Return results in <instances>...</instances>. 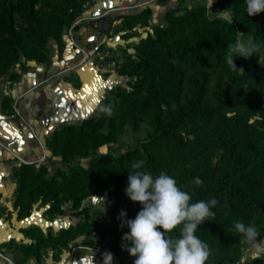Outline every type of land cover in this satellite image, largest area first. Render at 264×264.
I'll return each mask as SVG.
<instances>
[{"label": "trees", "instance_id": "trees-1", "mask_svg": "<svg viewBox=\"0 0 264 264\" xmlns=\"http://www.w3.org/2000/svg\"><path fill=\"white\" fill-rule=\"evenodd\" d=\"M88 1L0 0V64L1 60L9 63L16 62L21 55H25L26 61L48 62V41L54 38L61 48L63 29L79 18ZM220 7L231 13L229 19L220 16L210 18L205 6L188 7L184 0H178L176 7L165 12V25L156 26L153 35L142 38L136 47V57L128 56L123 62L120 72L128 74V67L134 65L146 74V90L141 94V92H128L117 86L112 91L116 93V96L99 103V105L111 104L113 106L116 104L118 106L122 104L117 100L121 90L130 93L132 112L130 123L134 126H138L141 122L147 124L149 127L148 140L145 143L169 142L172 144L169 149L171 157L184 162L196 156L191 146L198 143L192 132L180 131L185 122L193 116L214 117L219 122L220 128L216 133L214 143L218 144L226 154L222 165L214 176L213 174L204 176L201 168L195 166L183 186V189L191 195L190 203L200 200L208 201L213 198L218 200V204L211 209L215 212V217L210 221H204L195 233L208 244L210 250L219 236V242L224 247L238 249L241 244L240 235L234 230L229 232V229L234 227L232 223L220 229L221 213L217 210L218 205L224 203L223 206L233 216L238 217L237 221L253 226L262 192L260 177L253 172L250 166L264 159V146L251 132H240V125L246 122L245 116L225 113L221 100H218L214 106L203 103L208 82L206 72H201L190 81V96L187 99L181 98L184 71L176 63L194 66L211 59L215 64H221L226 59L227 46L235 43L238 38L242 37L247 41L249 37H254L256 43L259 37H264V11L248 16L245 10V0H220ZM144 13L149 14V10L145 9L138 14L122 17L128 23L129 20H139ZM196 25L204 28L201 29ZM191 26L196 28H188ZM240 33L244 35L241 36ZM242 59L244 71L238 79L243 82L249 81V91L255 92L258 90L259 82L264 80V65L259 66L256 57L250 60ZM25 70L26 68H23L10 80L17 79ZM10 100L9 96L5 97L2 110L8 107V112L12 113L14 111ZM100 114L97 108L94 115L83 119L79 125L63 126L55 130L47 140L52 154L61 156L63 162L70 161L77 156L98 155L97 159L92 160L91 167L68 166L65 169L66 172L58 169L53 179L49 180L43 174V171L47 170L46 167L42 166L38 169L33 163L20 166L16 171L18 177L16 204L20 206V214H28L37 200L49 203L50 193H53V197L58 200L55 194L57 185L62 193L67 189V185L73 190L75 185L80 186L82 179L88 180L90 184L96 183V190L88 193L106 190L112 199L117 187L121 184V178L116 175L106 177L109 170L108 163L123 168V160L129 161L132 156H136L137 161L145 162L142 171L150 173L156 171L159 162L148 148H134L117 156L97 154V148L102 143L110 141L107 134L104 135V140H99L94 131L90 129ZM128 123L123 120L122 129H126ZM60 175H63L64 181L57 182L56 179ZM103 177L105 179L99 182L94 180ZM197 178L203 183L196 184ZM51 185H56L54 191L49 190ZM224 196L228 199L225 202ZM54 210L62 212L59 201L49 204L48 213L53 214ZM94 214L99 219V216ZM80 226V223L72 225L60 230L54 236L56 242L55 246L52 245L54 258L59 256L62 247L70 245L71 239L67 240L66 234L70 232L74 235L75 228ZM181 227L182 225L177 226L166 235L178 237ZM32 231L36 242L31 249L36 251L40 257L49 246V235L51 234L44 235L38 228H33ZM73 245L75 247L79 244ZM23 250L29 251L30 248L26 247ZM251 264H264V260L257 259Z\"/></svg>", "mask_w": 264, "mask_h": 264}, {"label": "rangeland", "instance_id": "rangeland-1", "mask_svg": "<svg viewBox=\"0 0 264 264\" xmlns=\"http://www.w3.org/2000/svg\"><path fill=\"white\" fill-rule=\"evenodd\" d=\"M184 1L188 7H193L195 5L205 6L207 14L210 17L220 16L219 12L224 11L220 7V0L212 1L210 9L208 7L209 0ZM176 5L174 7H176ZM145 9L149 10V14L144 13L143 16H141L137 21L129 20L130 22L128 21L127 23V21H125L122 17L125 15L138 14ZM228 13L230 14L229 17L223 18L229 19L231 13L229 11ZM103 16L109 19L110 25L107 32L103 35H99L95 32L98 40V45L96 46L95 52L92 56L94 58L95 65H97L99 68H102L103 74L108 75L112 72H115V79L113 80V85L108 89L107 94L102 98L101 101L116 96V93L112 91L117 86L124 88L128 92H141L142 94V92H144L147 87L146 74L142 73L134 65L128 67V74L122 73L120 71L123 62L127 60L128 56L131 58L136 57V47L139 41L142 38L147 37L148 35H153V31L156 26L165 25L164 15L162 18V23L155 26H150L151 9L149 7H145L136 13H125L116 16L104 13L101 16L94 17L90 20L89 23L93 29L94 27L92 20ZM71 26L72 23L64 29L68 31V34L70 36H73V33L70 34L69 32L72 28ZM196 26L200 27L201 29L204 28L201 25ZM188 28L192 29L196 27L191 26ZM117 33H120L119 35L123 40H120V42L116 45H110L108 43L109 38L116 36ZM51 39L54 38H50V40ZM239 39L243 38L240 37ZM256 44L259 46V52L254 53L247 59L250 60L251 58L256 57L257 64L259 66H263L264 37H259ZM242 58L243 57L233 58L237 69H233L230 65H228L226 59L221 64H215L211 59L206 63L196 64L194 66H188L184 63L179 62L176 63V65L184 71V82L181 98L187 99L190 96V81L196 78L201 72H206L208 75V82L206 85V92L204 95L203 103L208 106H214L216 105L218 100H221L223 102V111L225 113L229 115L237 114L245 116L246 122L240 125V132H251L259 141V143L264 146V80L259 82L257 91H249L250 82H243L238 79V77L243 72L239 70L243 68L244 65ZM29 62L34 61H26L25 55H21L19 60L16 62L9 63L6 60H1V109L2 103L5 102V97L8 96L3 91L8 86L7 82L10 80V78H14L15 74L20 73L23 68L27 69V65ZM22 64L24 67L22 66ZM127 91L121 90V93L117 96L118 102L122 104L118 106L116 104L113 105V115L109 117L101 113L100 117L90 128L94 131L99 140H104L105 134H107L108 138H110V141H103L104 143H102L97 148V154H112L117 156L134 148H148L150 152L155 154L159 162V166L156 171L153 173L151 172L153 177L158 176L159 173L163 171L168 176L174 178L177 181V185L183 191H186L185 189H183V186L185 185L184 183H186L185 180L189 175L191 176L192 169L195 166L201 168L204 176L205 174H213V176L216 175V172L222 165L226 154L218 144L214 143L216 142V133L220 128L219 122L214 117L207 118L202 116H193L185 122L180 131L183 133L192 132L194 134L196 138L195 140H197L198 143L193 144L191 146V149L196 152V156L185 162L182 160H177L171 157V155L169 154V149L172 146L171 143H145L148 140L147 132L149 127L147 126V124L141 122L138 126H134L130 123L132 115L130 108L131 94ZM10 103L12 107V99L10 100ZM97 108L98 107L96 106L92 114L85 118L94 115L97 111ZM5 110L8 111V107L7 109L5 108ZM123 120H125V122L127 123L129 122L126 129H122ZM81 121L76 124L62 125L55 130H58L61 127L67 125H79ZM53 132L51 133L50 137L52 136ZM58 157L59 161L49 162L48 166L43 163L35 164V166L38 169H40V167L42 166L46 167L47 170L45 172L43 171V174L46 178L52 180L53 175L58 169L66 172L65 169L68 166L74 168L91 167L92 160L94 158L97 159L98 155L85 157L77 156L67 162H63L61 156ZM123 161V168H118L114 164L108 163L109 170L106 177L110 175H116L121 178V184H119V186L117 187V190L115 191L112 199L109 197V194L106 190L88 193L96 190V183L90 184L88 180L82 179L80 186L75 185L73 187V190L70 189L71 187L69 185H67V189H65L62 193H60L61 191L58 189L57 185V191L55 194L58 196V200L53 197V193H50L49 204H52V202L54 201H59L62 212L66 210L71 212V214H75L79 217V221L74 225L80 223L81 226L77 229L75 228L76 231L74 232V235L70 232L66 234L67 240L71 239V244H79L78 246L81 247H92L95 250L94 253L97 256H101L106 260L107 257L105 256V254L110 253L112 255V258H114L116 264H133L135 257L129 255L128 251L126 250V246H124L125 242L122 240V236L128 231V228L126 226L121 227L120 225L122 219H134L136 214L142 209V205L139 202L131 201L125 193V189L128 184L127 178L130 174L129 171L132 170V163L137 162V157L132 156L129 161ZM250 168L260 177L261 180L260 187L262 198L256 208V220L253 224V226H255L260 232L261 237H257V241L259 242L261 238H264V159L262 161L253 163ZM103 179H105V177L95 178L94 180L96 182H99ZM56 180L57 182L64 181L63 175H60ZM55 188L56 185L49 186V190L54 191ZM92 195L106 198L104 212H102V203H92ZM227 200L228 199L226 198V196H224V202ZM223 204L217 206V210L221 213L220 229L227 226L228 223H232L234 225V222L238 220V217L233 216L231 212L223 206ZM121 210L126 213V216L123 218L120 217ZM55 213H59V210H54L53 214ZM94 213L99 216V219L95 217L96 215ZM70 226L72 225H69L65 228H68ZM57 234H53V236L49 235L50 250H52V245L55 246L56 244L54 236H56ZM219 239L220 236L213 242V245L211 247V255L206 261V264H251L253 260H251L250 254L246 246L242 242L239 248L236 249L234 247H224L223 244L219 242ZM261 259L264 260V258Z\"/></svg>", "mask_w": 264, "mask_h": 264}, {"label": "crops", "instance_id": "crops-1", "mask_svg": "<svg viewBox=\"0 0 264 264\" xmlns=\"http://www.w3.org/2000/svg\"><path fill=\"white\" fill-rule=\"evenodd\" d=\"M176 4L177 0H90L73 36L63 29L61 48L55 39L49 41L48 62H29L25 72L7 82L3 91L12 99L14 112L2 110L0 105V264H107L92 247H74L72 242L61 248L57 258L49 246L38 257L31 249L36 242L33 228L53 235L76 224L79 217L66 210L50 214L49 203L42 200H37L28 214H20L16 171L26 163L48 166L59 161L47 146L51 133L92 114L113 85L115 72L103 74L94 63L98 40L90 20L104 13L116 16L149 7L150 26H155ZM119 34L108 43L116 45L123 40ZM26 247L30 250H23ZM112 264H116L114 258Z\"/></svg>", "mask_w": 264, "mask_h": 264}, {"label": "clouds", "instance_id": "clouds-1", "mask_svg": "<svg viewBox=\"0 0 264 264\" xmlns=\"http://www.w3.org/2000/svg\"><path fill=\"white\" fill-rule=\"evenodd\" d=\"M211 3L212 0H209V9ZM245 4L248 16L264 11V0H245ZM219 14L221 17L230 15L227 9ZM240 35L243 36L244 33ZM259 50L254 37H249L247 41L238 38L235 43L227 46L226 62L233 69H237L234 57L247 59ZM239 70L244 71L242 68ZM97 107L100 113L109 117L113 115L111 104H101ZM144 164L143 160L132 163L125 189L128 198L139 202L142 209L134 219H122L120 225L128 228L122 240L129 255L135 257L133 264H206L211 250L195 233L199 225L215 217V212L211 209L218 204V200L213 198L190 203L191 195L181 190L174 178L163 171L153 177L150 172L141 170ZM195 183L202 184L203 181L197 178ZM92 197L93 204H103L104 212L106 198L93 195ZM125 216L126 213L121 210L120 217ZM181 225L178 237L166 235ZM233 230L240 235L251 260L264 258V238L257 241V237L261 236L255 226L235 221L229 232ZM105 256L107 264H112V255L106 253Z\"/></svg>", "mask_w": 264, "mask_h": 264}, {"label": "built area", "instance_id": "built-area-1", "mask_svg": "<svg viewBox=\"0 0 264 264\" xmlns=\"http://www.w3.org/2000/svg\"><path fill=\"white\" fill-rule=\"evenodd\" d=\"M92 22H93V27H94V29H95V32L97 33V34H99V35H103V34H105L106 32H107V30H108V27H109V25H110V23H109V19L107 18V17H105V16H103V17H100V18H97V19H93L92 20ZM80 24V21L77 19V20H75L73 23H72V28H71V30L69 31L70 32V34H72L73 33V28L75 27V26H77V25H79Z\"/></svg>", "mask_w": 264, "mask_h": 264}]
</instances>
